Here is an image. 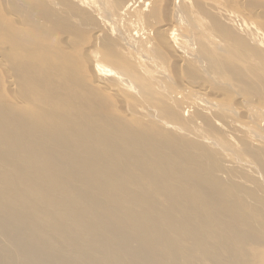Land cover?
<instances>
[{
    "label": "bare ground",
    "instance_id": "bare-ground-1",
    "mask_svg": "<svg viewBox=\"0 0 264 264\" xmlns=\"http://www.w3.org/2000/svg\"><path fill=\"white\" fill-rule=\"evenodd\" d=\"M5 1L1 12L14 25V30L3 29L0 32L2 37L25 31L30 38L40 37L43 43L47 36H51L62 49L64 45L72 44L77 31L84 28L92 33L94 31L92 43L87 40L89 47L87 44L86 48L83 47L84 44L82 47L85 48L87 57V75H90L92 87L99 92L87 83L74 81L75 74H72V70L61 66V90L55 98L56 107H51L49 111L39 108L34 112V109L29 108L20 112L31 114L29 121L36 124V132L32 136L23 138L24 133H17L16 128L10 125L16 119L11 115L3 117L6 113L0 111V156H9L8 160L0 159V174L15 173H7L3 176L8 179H0V264H238L245 252L244 228L255 220L264 223V191H258V195L254 194V190L253 194L248 190L242 193L241 187L234 183L243 180V184L247 185L251 176L256 179L257 185L260 183L258 188L256 186L257 190H264V130L259 128L264 123V103L234 94L237 90L251 88L250 81V84L245 80L238 81L242 71L238 70L236 62L246 64L247 59L256 58V53L251 54L253 49L244 54L250 58L241 59L242 53L228 48L229 52L239 54L238 57L230 55L236 59L234 63L238 67L234 64L235 68L229 64L232 59L225 67L218 65L220 60L218 63L211 61L215 53L210 50H225V45L221 48L215 42V36H212L215 33V24L219 23L221 26V19L215 18L216 22L213 23L209 15L214 12L226 16L225 9L222 10L214 0L213 3L204 1L211 14L208 11L204 14L206 8L203 12L201 7L204 6L198 7L196 1L199 0ZM155 1L166 3L167 19L161 17L164 21L157 17L159 9L155 10L157 5L161 9L164 5H156ZM178 2H181V6ZM147 9L150 13L145 14ZM231 11H226L228 16L232 15ZM235 15L232 16L236 20ZM238 15L236 16L239 20ZM218 19L220 21L217 22ZM242 20L241 24L236 20L243 27L238 32L240 30L249 38V44L264 52V29L257 27L256 21ZM202 23L206 28L202 27ZM230 25L234 26V23ZM208 27H211V32L214 31L208 32ZM230 33L220 31V36L229 39L231 44L236 43L237 35L232 43ZM136 35L143 39V46L152 50H146L148 52L144 51V54L139 52L142 50L141 47V50L138 49L139 44L131 41ZM110 37L111 40L118 38V42H122L128 51L123 44L118 43L119 46L123 45L124 51L130 52V55L129 49L136 51H132L135 55L132 54L131 59L138 67L137 71L145 72L144 74L149 69L155 71V75L149 72L151 76H157L155 80L158 78L152 84L155 85L156 82L159 86L157 89L164 90L158 93L162 94L159 97L163 98V102L156 101L162 104H159L161 107L156 104L160 107L159 117L154 115L157 114L156 106L150 107L152 103L145 105L144 100L149 96L147 85L143 84L145 75L142 72V76L136 73V66L131 69L120 66V63L116 65L118 67L113 66L118 59L126 63L127 58L125 56L123 58L126 60H122L115 55L119 52H111ZM240 43L243 44L237 42L236 45ZM242 48L246 47L243 45ZM242 48L238 50L242 51ZM0 50V57L6 61L2 64H8L5 56L11 53V57L15 55L11 65L12 73L20 72L22 66L19 54L24 50L23 42L15 41L8 49L0 46ZM62 51L64 52L63 49ZM209 52L213 54L212 57ZM111 53L115 58H112ZM164 53L174 67L184 65L185 69L181 73L184 70L188 79L191 74L194 75L191 71L204 70L203 62L214 67L209 71L205 69L204 75L200 74L202 77L198 78L213 82L212 87L197 84V78H191L186 84L182 82L180 88H170V91L166 89L167 84L172 81L174 84L180 75L176 72L178 77H172L173 70L171 77H168L165 71H161L162 62L165 60ZM36 54L45 55V49L34 47L27 51L24 59L26 72L24 76L17 75L16 80L14 79V85L18 83L16 96L21 105L26 103L21 86L24 90L36 89L42 84L41 79L53 81L54 72H59V67L53 66L50 69L48 62L41 55L38 60L34 56ZM116 58V62L112 63ZM224 60L226 62L227 59ZM255 61L251 60L254 65ZM132 63L127 67L132 66ZM153 63H157L155 68ZM106 65H111V68ZM112 67H115V71ZM254 82L256 87L259 82ZM213 86L222 90L226 86L231 93L216 90ZM157 89L154 92L156 95ZM218 91L223 93L222 96L234 95L232 101L236 100L237 108H232L231 105L232 109H229L228 101L226 103L220 100L222 96ZM254 93L256 95L257 91L252 94ZM103 94L124 104L122 109L117 108L122 116L135 109L146 121L148 118V123L143 119L138 122L141 119L134 112L137 122L132 120V114L131 119L118 118L104 104ZM46 97L49 101L52 99L50 93ZM127 107L134 109L128 113L124 110ZM162 112L166 117L172 115L171 121L164 120ZM238 115L242 120L238 119ZM209 122L214 126L210 130ZM190 127L197 131L203 127L207 131L200 134L199 131L192 132ZM213 128L217 132H213ZM235 131H239L244 138L233 137L232 133ZM231 135L234 139H231ZM51 136L56 140L53 145H50ZM183 137L194 142H187ZM19 139L20 144H36L33 154L19 156L18 147L15 145ZM233 142L238 143L240 148L235 147ZM74 145L84 148L83 157L75 155ZM42 147L48 148L45 154H40ZM95 147L99 149L98 162L95 164L94 157L90 156L88 165L87 148L93 150ZM230 147L237 154L231 152ZM216 153L222 166L213 163ZM37 177H40V181H35ZM151 183L161 186L160 193L153 197L149 195L152 191ZM249 185L252 186L251 183ZM153 192L158 193L159 189H154ZM244 193L245 197L241 195ZM224 198L225 201H219ZM223 221L225 246L217 227ZM220 250H225V258Z\"/></svg>",
    "mask_w": 264,
    "mask_h": 264
},
{
    "label": "rangeland",
    "instance_id": "rangeland-1",
    "mask_svg": "<svg viewBox=\"0 0 264 264\" xmlns=\"http://www.w3.org/2000/svg\"><path fill=\"white\" fill-rule=\"evenodd\" d=\"M4 1L5 0H0V32L3 30V29H5V28H9L10 29V31H13L14 30V25L10 22V20L7 18V17H5V16H3V14H2V12H1V7L5 4L4 3ZM205 0H199V1H196L197 2V5H198V7H200V6H204V8L203 7H201V9H203V12H204V9L206 10V12H204V14H207V11L209 12V10L207 9V6L206 5H204V2ZM207 1V0H206ZM209 2H211V3H213V0H208ZM214 1H216L215 3L217 4V3H219V7L222 9V10H224L225 9V11H224V13H226V16H225V14H216V13H210L212 16H213V18L211 17V15H209V18L211 19V21L214 23V22H216V20H215V18H220L221 19V21L218 19L217 20V22L218 21H220L222 24H221V26H219L220 24L219 23H216L215 25H216V29H214L215 30V33H213L214 35H212L214 38H215V42H218L219 44H220V47L222 48V46L223 45H225V46H223V48H225V50H222L221 49V51L220 50H218V51H215V50H213V49H215V48H213L212 50H210L211 48H209V50L210 51H212V53L214 54H212V53H210V56L212 57V55H213V60L211 59V61H212V63H218L219 62V60H220V62L218 63V65H222V66H226L227 65V62H229L230 61V59H232V62H233V64H232V62L230 61L229 62V64L230 65H232L233 67L236 65V63H237V65L239 66H237L238 67V70L239 71H242V74L240 75V78H238V81H244L245 80V82L248 84L249 82L248 81H250V83H252L251 85H250V87L252 88V86H253V88L251 89H246V90H237V91H235V93L234 94H241L243 97H245L246 96V98H249V99H253V100H255V101H257L258 103L260 102H262V103H264V65H262L263 63H264V52H262V51H260L258 48H256L254 45H251V44H249V43H251V42H249V41H247V39H249L247 36V38L244 36V34L239 30V32H238V29H242L243 27H240L239 26V22H240V24H241V20H242V18L243 19H245L244 21H249V20H251V21H256L255 22V24L257 25V27H259V28H261L262 27V29H264V0H214ZM6 2V1H5ZM201 2H203V4L201 3ZM221 2H223L222 4L224 5V6H222L221 5ZM156 3H159L160 5H161V7H162V9H163V11H162V9L160 8V6H158ZM157 6H156V5ZM155 4H154V6H153V8H155V6H156V8H155V10L158 8L159 10H157V12H158V14H157V17H158V19L160 20L161 19V17H163L164 16V19L167 17L166 15H165V6H166V3H162L161 4V2H159V1H155ZM181 4V2L179 3L178 2V5H180ZM237 4V5H236ZM151 5V4H150ZM150 5H149V7H150ZM229 5V6H228ZM181 6V5H180ZM179 6V7H180ZM233 6V7H232ZM242 8H241V7ZM150 8H152V5H151V7ZM149 8V10H153V9H150ZM227 8V9H226ZM232 10V11H231ZM241 11V12H236V11ZM161 11V12H160ZM196 10H194L193 9V12L196 14V16L198 15L196 12H195ZM229 12V11H231V12H233V13H231L232 15H238V13L239 14H241V15H238V16H240L239 17V20H238V17L235 15V17L237 18L236 20L237 21H239V22H237L235 19H234V17L231 15H227V12ZM146 12V13H145ZM144 13L145 14H148V13H150L149 11H148V9H147V11H145ZM197 12H199V10H197ZM247 12V13H246ZM159 13H160V15H159ZM245 13V14H244ZM252 13V14H251ZM193 14V13H192ZM229 14V13H228ZM244 14V15H243ZM224 15V16H223ZM214 16H219V17H214ZM225 17H227L226 19H225ZM231 17V18H230ZM242 17V18H241ZM251 17H253V18H251ZM241 18V19H240ZM251 18V19H250ZM163 19V18H162ZM162 19L160 20V21H162ZM164 19H163V21H164ZM167 19V18H166ZM228 19H230V21L228 20ZM231 19H233V21H231ZM254 19H256V20H254ZM261 21H260V20ZM159 20H157V21H159ZM228 21V22H227ZM235 21V22H234ZM243 20H242V22H244ZM250 21V22H251ZM259 21V22H258ZM225 22H227V24L225 23ZM258 22V23H257ZM234 23V26L232 25H230V24H233ZM260 23V24H259ZM229 24V25H228ZM202 25V27L203 28H206V25L204 24V23H202L201 24ZM236 25V26H235ZM238 25V26H237ZM241 26H243V25H241ZM237 27V28H236ZM209 29H207V31L209 32L210 31V33H212L214 30H213V27H212V32H211V27H208ZM87 30H88V28H86ZM85 28H84V30H79V31H83L82 33L81 32H79V31H77L76 33V35L74 36V38H73V40H72V44H70L69 46H66V45H64L63 47H62V49L64 50V52L62 51V49L60 48V45H59V43L57 42V40H55L54 38H52L51 36H47L46 38H45V42H41L40 41V37H37L36 39H33V38H30L26 33H25V31H22V32H19L18 33V31L16 32V33H11L9 36H7V37H2L1 35H0V46L3 48V49H8V48H11L12 47V43L13 42H15V41H19V42H23V44H24V50H22L21 52H20V54H19V61H20V65L22 66V68L20 69V72H13L12 73V67H11V65H12V63H13V58L15 57V55H13L14 57H11V53L10 54H7V56H5V58L8 60L7 61V63L8 64H2V63H6V61H4V58H3V60H2V58L0 57V111H5V113H6V115L5 116H3V117H6L7 115L9 116V115H11L14 119H16V121H14L13 122V124H10V125H12V127H14V128H16V130H17V133H18V131H20L21 133H24V137L23 138H25V137H27V136H32L33 135V133H35L36 132V124H34L33 122H30L29 121V116L31 115V114H21L20 112H22V111H27L29 108L30 109H34V112L37 110V109H39V108H41V109H45V110H47V111H49L50 110V108L51 107H56V105H55V98H56V96H57V93H59V91L61 90L60 88H59V84H60V80H59V76H60V71H61V66L62 67H64V68H70L71 70H72V74L74 73L75 74V77H74V81H76V82H83V83H87L88 85H89V87L91 86L92 87V80H91V78H90V75H87V74H89L88 73V66H87V63H86V53H85V48H86V44L88 45L87 47H89V42H90V44L92 43V41H93V39L92 38H94V36H93V33H94V31H93V33H92V31L91 30H88V32H87V30H86ZM224 29V30H223ZM236 30H237V32H236ZM218 31V32H217ZM220 31L221 32H226V33H230V36L229 37H231V42L233 43L234 42V37L237 35V37H235V40L237 41V42H243V44L241 45V43L240 44H238V45H236L237 44V42L235 43H233V44H231L230 43V41H229V39L227 40V39H225V38H222L221 36H220ZM79 32V33H78ZM86 34H85V33ZM90 32V33H89ZM217 32V33H216ZM75 33V32H74ZM207 33V32H206ZM239 33H242V34H239ZM82 34V35H81ZM85 34V35H84ZM201 34H202V32H201ZM216 34V35H215ZM242 35V36H241ZM139 35H136L135 37H133L132 39L133 40H131V41H135L137 44H139L138 46V49H140V47H141V51H139V52H143V54H144V51H146V50H152V48L151 49H147L145 46H143V44H142V41H143V39L141 40V38H139L138 37ZM216 36H219V38L218 37H216ZM240 36L242 37V38H240ZM244 36V37H243ZM76 37V38H75ZM85 40V43L83 42L84 40ZM114 38V37H113ZM112 38V39H113ZM136 38V39H135ZM238 40H237V39ZM91 41H90V40ZM116 39H118V38H114L113 40H115L114 42H112L113 40H111V37H110V39H109V41H111L110 43H111V45L113 44V47L116 49V51H114L115 49L113 48L112 49V47H111V45L109 46V48L111 49V52H112V50H113V53L115 52H119L120 54H121V56H120V54L118 53V54H115V55H117L116 57H120V58H122V60H126V59H124L125 58V56H126V58H127V60H126V63H122L121 62V59L119 60L118 58H116V59H113L112 60V63H113V61L114 62H116V60H117V63L115 64H113V66H115V67H118L119 65L120 66H122V67H124V68H129V69H131V68H133L134 66H136L135 64H133V63H135L134 61H133V59H131V58H133L132 56L133 55H135V53H136V51H135V53L133 54V50H131V49H129L130 51H131V55H130V52H127L128 51V48L122 43V42H118V41H120L119 39L118 40H116ZM247 41H245V40ZM47 40V41H46ZM75 40H77L78 41V44H76V42H73V41H75ZM83 40V41H82ZM89 42H88V41ZM244 40V41H243ZM80 41V42H79ZM130 41V42H131ZM225 41V42H224ZM227 41V42H226ZM229 41V42H228ZM139 42V43H138ZM246 42V43H245ZM118 43H120V44H123L125 47H126V50L124 51V49L125 48H123L124 46L123 45H121V46H119V44ZM133 43V42H132ZM142 45H141V44ZM222 43V44H221ZM227 43L229 44V45H227ZM84 44V45H83ZM234 44H235V46H237V47H235L234 46ZM82 45H83V47L85 46V48H83L82 47ZM241 45V46H240ZM243 45L247 48H242L243 47ZM74 46V47H73ZM34 47H37L39 50H41V49H45V52H46V54L45 55H42V54H40L41 56H42V58H43V60L44 61H46V62H48V65H49V68L51 69V68H53V66L55 67V66H57V67H59V72L58 73H56V72H54V79H53V81L51 80V79H49V80H45V79H41V81H42V84H39L38 86H37V88L36 89H30V88H28L27 90H24L23 88H22V86H21V90H22V94H23V96L25 97V99H26V103L25 104H23V105H21V104H19L20 102L17 100V94L16 93H18V83L16 84V86L14 85L15 83H14V79L16 80V77H18L17 75H19V76H24V72H26V69H25V66L26 65H24V59H25V56L27 55V51H29L30 49H32V48H34ZM76 47V48H75ZM79 47V48H78ZM81 47V48H80ZM117 47H118V49H117ZM121 47V48H120ZM209 47V46H208ZM231 49H230V48ZM250 49H249V48ZM75 49V51H74V49ZM146 48V49H145ZM226 48H227V51H228V48L231 50V51H233V52H237L238 51V53L239 54H241L240 56V58L242 59V57H244L243 59H246V58H248L249 56H247L246 57V55L244 56V54H247V51H251L252 49L254 50H252L251 52V54H255L257 57L256 58H250V59H247L248 61V64L250 65H248L247 64V62H245L246 64H247V66H246V64H244V62L243 63H240V62H236L235 60V58H233V57H235L234 55H236V57H238L239 56V54L238 53H233V52H227L226 51ZM241 48H242V51H239V50H241ZM84 50V52H83V50ZM239 49V50H238ZM246 49V50H245ZM120 50V51H119ZM208 50V51H209ZM1 51V50H0ZM82 51V52H81ZM110 51V50H109ZM108 51V52H109ZM124 51V52H123ZM133 51V52H132ZM148 51H146V52H148ZM225 53H223V52ZM246 51V52H245ZM127 52V53H126ZM163 53V52H162ZM166 53V52H165ZM164 53V57H165V60H164V62H162V65H161V71H165L166 72V74L168 75V77L170 76L171 77V75H172V72H173V70H174V73H173V76L172 77H174L175 75L178 77V75H180V77H178V78H181V79H175L176 80V82H177V84L179 83V85H174V84H176V82L173 84V81H172V79H170V78H168V79H170L169 81H172V83H170L171 85H172V87H169V83L167 84L168 86H167V88L166 89H168L169 91H170V88H172V89H177V88H180L181 86H182V82L184 83V84H186L187 82H189L190 81V79L192 78V80H196V78H197V81H198V83L197 84H203V85H209V87L211 88L212 87V83L213 82H205V80H203L202 81V79H198V78H200V77H202V75H200V74H203L204 73V70L205 69H207L208 71H209V69L210 70H212L214 67H211V65H208V63H206L205 64V62H203L204 63V70L202 71V72H200L199 70H194V71H191V73H194V75L192 76V74H191V76L189 77V79H188V77H187V75H184V70H183V74L181 73V70L182 69H185V67H184V65L181 67V66H177V68H176V66L174 67L171 63H169L170 61L168 60V59H166V54ZM219 53H221V54H219ZM123 54H126V55H123ZM140 54V53H139ZM142 54V53H141ZM218 54H219V56H218ZM31 55V54H30ZM39 54H36V55H34L38 60H40L41 59V56H40ZM85 55V56H84ZM111 55H112V53H111ZM114 55V54H113ZM112 55V58H115V56H113ZM123 55V56H122ZM130 56V59H129V57L128 56ZM226 55H227V57H226ZM230 55H232V56H230ZM238 55V56H237ZM254 55V56H255ZM0 56H1V54H0ZM216 56V57H215ZM228 56H229V58H228ZM259 56V57H258ZM8 57V58H7ZM40 57V58H39ZM77 57V58H76ZM82 57V58H81ZM124 57V58H123ZM225 59H227L226 60V62H225V60H224V58ZM217 58V60H215V59ZM164 59V58H163ZM223 59V60H222ZM229 59V60H228ZM257 61H255V60ZM167 60V62L166 63H168L167 65H166V63H165V61ZM222 60V61H221ZM251 60H253V61H255V65H257V66H255L254 64H253V62H251ZM258 60L260 61V62H258ZM4 61V62H3ZM31 61H32V59H31ZM111 61V60H110ZM234 61L236 62V63H234ZM78 62V63H77ZM133 62V63H132ZM224 63V64H220V63ZM67 63V64H66ZM80 63V64H79ZM107 63H108V61H107ZM106 63V64H107ZM111 63V62H110ZM112 63H111V65H112ZM120 63V64H119ZM131 63L133 64L132 66H129V67H127L128 66V64H130L131 65ZM164 63V64H163ZM202 63V64H203ZM238 63H240V64H238ZM258 63H259V65H258ZM50 64H53V65H50ZM77 64H79V65H77ZM81 64H82V66H81ZM117 64H119L118 66H116ZM155 63H153V66H154V68H155V66H157L156 64L154 65ZM235 64V65H234ZM242 64V65H241ZM253 64V65H252ZM111 65H106L109 69L111 68L110 66ZM163 65L165 66L164 68H163ZM173 67H172V66ZM261 65L263 66V67H261ZM84 66V67H83ZM166 66H167V69H166ZM170 66L173 68V69H171L170 68ZM209 68H208V67ZM235 66V67H236ZM246 67V69H245V67ZM258 66H260L259 68H258ZM82 67V68H81ZM115 67H112V69H113V71H115ZM137 67V66H136ZM169 67V68H168ZM234 67V68H235ZM252 67V68H251ZM135 68V67H134ZM176 68V69H175ZM203 68V67H202ZM241 68V69H240ZM243 68H244V72H245V74H244V72H243ZM248 68V69H247ZM254 68V69H253ZM111 69V70H112ZM227 69V68H226ZM259 69H261V71L263 72V74H261L262 72H260V70ZM7 70V71H6ZM84 70H85V72H84ZM138 70V67H137V69L135 70V72L136 73H139V75L141 74V72L142 71H137ZM177 70V71H176ZM249 70V71H248ZM149 72L151 73V74H153V75H155V71H152V70H150L149 69ZM148 72V73H149ZM169 72H171V73H169ZM177 72V74H175ZM178 72H180V73H178ZM251 74H253V75H251ZM145 73V72H144ZM143 72H142V74L143 75H145V76H143V78H145V80H144V86H146V88H148L147 89V92H148V97H150V98H152V96H153V98L152 99H148V97H146V99H148V100H144L145 101V105H150L151 103V105H150V107L152 106V107H154V106H156L155 108H156V110H157V114H154L156 117H159L160 116V112H159V114H158V109L161 107L160 105H162V104H160L161 102H163L162 101V99L163 98H160L161 96H162V94H158L159 92L161 93V92H163L164 90H158L157 89V87H159L157 84H156V82L154 83L155 85H153L152 84V82L153 81H157L158 80V78H157V80H155L156 79V77H153V75L151 76V74L150 75H147L148 73H146V74H144ZM259 74V76H258V74ZM51 74H53V73H51ZM50 74V75H51ZM142 74H141V76H142ZM188 74V73H187ZM248 74V75H247ZM259 77H256V75ZM12 75V76H11ZM50 75H49V78H50ZM138 75V74H137ZM190 75V74H189ZM197 75H199V76H197ZM204 75V74H203ZM243 75V76H242ZM246 77H248V78H245V76ZM251 75V76H250ZM9 76V77H8ZM15 76V77H14ZM151 78H150V77ZM187 78H186V77ZM250 76V77H249ZM262 76H263V78H262ZM14 77V78H13ZM146 77H147V79H149V80H147L146 79ZM194 77V78H193ZM244 77V78H243ZM249 78H251V79H249ZM252 78H253V80H252ZM256 80H255V79ZM261 78V79H260ZM153 79V80H152ZM188 79V80H187ZM62 80L64 81V78L62 77ZM151 80V81H150ZM166 80H167V78H166ZM174 80V79H173ZM183 80V81H182ZM257 82V80H258V82L259 83H257L256 85L258 86V88H257V86L256 87H254V84H253V82ZM147 81V82H146ZM181 81V82H180ZM150 82H151V84H150ZM166 82H168V80L166 81ZM200 82V83H199ZM254 82V83H255ZM148 83V84H147ZM158 83H160V80L158 81ZM249 83V84H250ZM183 84V85H184ZM246 84V85H247ZM259 84V85H258ZM157 85V86H156ZM170 85V86H171ZM261 85V86H260ZM152 86V87H151ZM154 86V87H153ZM175 86H176V88H175ZM247 86H249V85H247ZM260 86V87H259ZM7 87V88H6ZM216 86H213V88L214 89H216V90H219V91H222V92H228L229 94L231 93V92H229L228 91V89H227V87L225 86V89H219V87H217V88H215ZM15 88V89H14ZM17 88V89H16ZM92 88H94L93 90H97L98 91V89L97 88H95V87H92ZM151 88V89H150ZM153 88H155L154 89V91H152L153 90ZM254 88H256V89H259V90H255ZM262 88H263V91H262ZM156 89H157V95H158V97H157V95L155 94L156 93ZM254 89V90H253ZM14 90H17V91H14ZM43 90V91H42ZM251 90V91H250ZM149 91H151V92H149ZM218 91V92H219ZM246 91H247V93H246ZM255 91H257V93H256V95H255V93H254V95L252 94L253 92ZM99 92V91H98ZM101 92V91H100ZM155 92V93H154ZM226 92V93H227ZM244 92V93H243ZM251 92V95L249 94ZM258 92H259V94H258ZM48 93H50L51 95H52V99L49 101V98H47L46 96H47V94ZM219 93H221V92H219ZM233 93V92H232ZM243 93V94H242ZM260 94H262L261 96H260ZM104 95V94H103ZM156 95V96H155ZM159 95H160V97H159ZM221 96L223 95V93H221L220 94ZM226 95H228V94H226ZM220 96L221 97V99L220 100H223V101H226V103H227V101H228V104L227 105H229L230 107H228L229 109H232V108H237V103H236V100H233L232 101V99H233V97H234V95L233 96H230V95H228V96ZM248 95V96H247ZM250 95V96H249ZM164 96H165V94H164ZM226 97H228V98H226ZM231 99H230V98ZM253 97V98H252ZM256 97H258V98H256ZM13 98H15V99H13ZM103 98H105V101H103L104 102V104H106V106H107V108H108V110H110V111H113L114 113H116V114H114L115 116H117L118 118L120 117V119H122V120H124V118H130L131 119V114L134 116V117H132V120H134L135 121V118L138 120V118L139 119H141V120H138V122H140V121H142V119L144 120V122H147L148 123V118H147V121L145 120V118H143V116H139V114L137 113V111L135 112V109L133 110L132 108H131V110H133L132 111V113H130V107L128 108V109H124V110H127L128 111V113H130V114H128V115H124L123 114V116H122V112H121V114H120V111L118 110V109H122L123 108V106H124V104H122V103H120V101L119 100H115L114 98H112V97H109V96H107V95H104L103 96ZM158 98L159 100H161V101H158V99L156 100V99ZM256 98V99H255ZM110 99V100H109ZM226 99H228V100H226ZM258 99H259V101H258ZM120 100H122V99H120ZM123 100H125V99H123ZM152 100V101H151ZM18 101V102H17ZM107 101V102H106ZM119 101V103L121 104V105H119V103H117ZM160 102L159 104L157 103V102ZM123 102V101H122ZM126 101H124V103H125ZM147 102V103H146ZM155 102V103H154ZM232 102V103H231ZM107 103H108V105H107ZM131 103V102H130ZM165 103V102H164ZM170 103V102H169ZM225 103V102H224ZM235 103V104H234ZM116 104V105H115ZM126 104V103H125ZM156 104H158V105H156ZM171 105H172V103H170ZM21 105V106H20ZM123 105V106H122ZM148 105V106H149ZM231 105H233V107L231 106ZM158 106V107H157ZM132 107V106H131ZM135 107V106H134ZM232 107V108H231ZM118 108V109H117ZM113 109V110H112ZM115 109V110H114ZM235 109H233L234 111H235ZM232 110V111H233ZM133 112L134 113H136V116L138 117H136L134 114H133ZM127 113V112H126ZM234 113V112H233ZM232 113V114H233ZM218 115H220V114H218ZM234 116L236 115L235 113L233 114ZM162 117L164 118V120H166V121H171V118H172V115L171 116H168V117H166L165 116V114H164V112H162ZM217 118H221V117H219V116H216ZM234 119V118H233ZM238 119L240 120L241 119V116H239L238 115ZM125 120H127V119H125ZM220 120V119H219ZM238 120V121H239ZM242 120V119H241ZM249 120V119H248ZM129 121V120H128ZM130 122V121H129ZM128 122V123H129ZM135 122H137V121H135ZM253 122H254V120H253ZM132 124H134V122L132 123ZM131 124V125H132ZM209 127H208V130H210V127L212 128V127H214L213 126V124L212 123H210L209 122ZM256 127V126H255ZM193 131L192 132H198L199 131V133L201 134V132L204 134V132H206V131H204V128L202 127H200L199 129L200 130H196L195 128H192V127H190ZM257 129H258V126L256 127ZM259 128H260V130L261 131H263L264 130V123H263V125H260L259 126ZM191 129L190 130H188V131H191ZM195 129V130H194ZM201 129H202V131H201ZM259 130V131H260ZM213 132H217V129H215V128H213V130H212ZM239 131H235V132H233L232 133V135H233V137H237V138H244L243 136H241V134L239 133ZM207 134V133H206ZM205 134V135H206ZM236 134H238V135H236ZM232 135H231V137H232ZM178 136H181V135H178ZM177 136V137H178ZM52 137V139H51V143H50V145H53L55 142H56V140H55V138L53 137V136H51ZM182 137V136H181ZM180 137V138H181ZM227 136L225 135V138H226ZM231 138V139H234V138ZM3 138V137H2ZM22 138V139H23ZM185 140H187V142H194V141H192L190 138L189 139H187L186 137H183ZM37 139H39V138H37ZM263 139H264V137H263ZM235 141V140H234ZM233 144H235V147H238V148H240V145L238 144V143H236V142H233ZM18 148H17V153L19 154V156L20 157H27V156H29V155H31V154H33L32 153V151L36 148V144H34V143H32V142H29V143H24V144H20V139L18 140V142L15 144ZM75 146V145H74ZM224 146V145H223ZM237 148V149H238ZM62 149L65 151V149L62 147ZM83 149L84 148H80V147H77V146H75V155H77V156H79V157H83ZM231 152H233V153H236L231 147H230V149H229ZM48 151V148L47 147H42L41 148V151H40V154H45L46 152ZM56 152V151H55ZM214 152V151H213ZM237 154V153H236ZM86 155H87V164L88 165H90V162L88 161V158L90 157V156H93L94 157V163L96 164L97 162H98V158H99V149L98 148H94L93 150L92 149H90V148H87V151H86ZM216 158H215V160H214V162L213 163H215L216 162V164H219V165H221L222 166V163H221V160L219 159V161H218V154L216 153ZM0 159H2V160H8L9 159V156L8 155H1L0 156ZM43 164H45V162L43 163ZM7 173H10V174H12V175H14L15 173H11V172H1V174H0V179H8L7 177H5V176H3V175H6ZM250 178H249V183L246 185V184H243V183H245V182H243V180H241L239 183H236V182H234L235 184H237L238 186H240L241 187V192L243 193V192H248L249 191V193L250 194H253V190H254V194H256V195H258V191H260V192H262L263 193V191L264 190H261V188H259L260 190H257V188H258V186H260V183H258V185H257V182L255 181L256 179H253L251 176H249ZM246 178V177H245ZM248 178V177H247ZM245 180H247V179H245ZM255 181V183H254V181ZM35 181H40V177H37V178H35ZM251 181V182H250ZM252 184V186H253V188H251L250 189V187H252L251 185H249V184ZM254 183V184H253ZM242 184V185H241ZM245 185V186H244ZM242 186H244L245 188L243 189L242 188ZM256 186H257V188H256ZM150 187H151V189H152V191H151V193L149 194L150 196H156L157 194H159L160 193V191H161V186L159 185V184H153V183H151L150 184ZM262 187V186H261ZM58 189H62V188H60V187H58ZM154 189H159V192L158 193H154L153 192V190ZM264 189V188H263ZM248 190V191H247ZM250 190H251V192H250ZM42 194V193H41ZM246 193H244V194H241L243 197H245L244 195H245ZM260 194V193H259ZM250 196V195H249ZM220 202H222V201H225V198L224 199H220L219 200ZM222 208H223V206L221 207V209L220 210H222ZM217 227L219 228V233L222 235V243H223V245L225 246V221H223V222H220V223H218V225H217ZM244 230H245V238H246V246H245V252H244V254H243V256H242V258L240 259V261L238 262V264H264V223L263 222H260L259 220H255V221H253L252 223H251V225L250 226H246L245 228H244ZM219 252H221L222 254H223V257L225 258V250H220Z\"/></svg>",
    "mask_w": 264,
    "mask_h": 264
}]
</instances>
